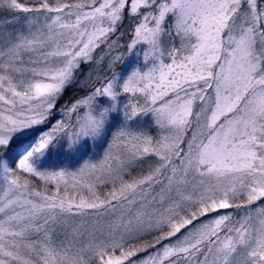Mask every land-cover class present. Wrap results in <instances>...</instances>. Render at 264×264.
<instances>
[{
    "label": "snow or ice",
    "instance_id": "obj_1",
    "mask_svg": "<svg viewBox=\"0 0 264 264\" xmlns=\"http://www.w3.org/2000/svg\"><path fill=\"white\" fill-rule=\"evenodd\" d=\"M0 264H264V0H0Z\"/></svg>",
    "mask_w": 264,
    "mask_h": 264
},
{
    "label": "rangeland",
    "instance_id": "obj_2",
    "mask_svg": "<svg viewBox=\"0 0 264 264\" xmlns=\"http://www.w3.org/2000/svg\"><path fill=\"white\" fill-rule=\"evenodd\" d=\"M124 43H126L127 41H123ZM101 54H103V53H101V52H97V56L99 57V55H101ZM79 95V92H77L74 88H69L66 92H65V94H64V99H68L69 97H71V96H73V95ZM63 102V101H62ZM111 138V133H110V135H109V139ZM96 151H98V152H100L101 154H102V152H103V148L102 147H100V148H97L96 149ZM261 205H260V202H257L255 205H253V206H251V211H253V212H255V209L256 208H258V207H260ZM242 214V213H241ZM146 254L145 253H141V254H139V257L138 258H143L144 256H145Z\"/></svg>",
    "mask_w": 264,
    "mask_h": 264
},
{
    "label": "trees",
    "instance_id": "obj_3",
    "mask_svg": "<svg viewBox=\"0 0 264 264\" xmlns=\"http://www.w3.org/2000/svg\"><path fill=\"white\" fill-rule=\"evenodd\" d=\"M110 135V134H109Z\"/></svg>",
    "mask_w": 264,
    "mask_h": 264
}]
</instances>
